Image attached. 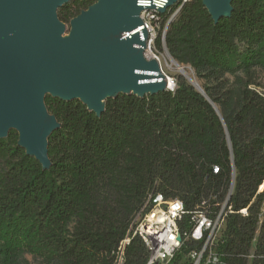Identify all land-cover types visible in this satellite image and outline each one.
Segmentation results:
<instances>
[{
  "label": "trees",
  "instance_id": "obj_1",
  "mask_svg": "<svg viewBox=\"0 0 264 264\" xmlns=\"http://www.w3.org/2000/svg\"><path fill=\"white\" fill-rule=\"evenodd\" d=\"M185 1L156 13L164 46L191 68L219 116L183 76L173 91L107 99L99 117L79 101L46 96L60 125L47 140L48 169L17 145L16 131L0 139V264H24L25 255L41 264H112L151 194L183 204L182 233L196 213L214 220L222 210L220 264H264V94L256 81L264 0H234L216 23L202 0ZM96 2L70 0L57 18L69 25ZM201 246L185 241L176 261ZM146 257L134 238L125 264Z\"/></svg>",
  "mask_w": 264,
  "mask_h": 264
},
{
  "label": "water",
  "instance_id": "obj_2",
  "mask_svg": "<svg viewBox=\"0 0 264 264\" xmlns=\"http://www.w3.org/2000/svg\"><path fill=\"white\" fill-rule=\"evenodd\" d=\"M69 1L0 0V139L16 131L17 145L43 169L50 166L47 140L60 126L45 108L46 96L79 101L99 117L107 99L171 89L158 63L144 59L145 41L138 34L123 38L141 25L137 0H97L70 21L69 35L62 39L65 24L56 11ZM177 1L168 0L166 8ZM233 1L202 4L216 23L230 16ZM190 86L208 100L201 88ZM226 142L230 149L227 135ZM233 184L234 174L231 191Z\"/></svg>",
  "mask_w": 264,
  "mask_h": 264
},
{
  "label": "built area",
  "instance_id": "obj_3",
  "mask_svg": "<svg viewBox=\"0 0 264 264\" xmlns=\"http://www.w3.org/2000/svg\"><path fill=\"white\" fill-rule=\"evenodd\" d=\"M188 1V0H186ZM185 1V2H186ZM168 0H141L142 11L139 14L141 25L130 34H138L140 41H145L143 57L146 61L158 59L152 54L151 34L154 30L162 32V48L164 49V25L160 18L152 17V8L162 7ZM143 33L146 39L143 40ZM175 89L174 80L167 78ZM183 204L178 200H167L160 194L149 195L147 202L132 220L124 238V247H117L112 264H125V250L134 238H138L146 248L145 264H220V256L216 252L219 234L223 229L222 210L211 220L203 213H196L192 218L189 231L180 232L178 223L184 216ZM245 215L246 211H241ZM185 241L201 243L200 250H192L188 254L176 258Z\"/></svg>",
  "mask_w": 264,
  "mask_h": 264
},
{
  "label": "rangeland",
  "instance_id": "obj_4",
  "mask_svg": "<svg viewBox=\"0 0 264 264\" xmlns=\"http://www.w3.org/2000/svg\"><path fill=\"white\" fill-rule=\"evenodd\" d=\"M64 28H65V32L62 35V39L68 37L69 31H70V25H64ZM158 52H159L158 65H159L162 73L164 74V76L170 80H175L177 76H181L180 72L175 67L173 62H171V60H169V58L167 57V54L164 51V49L162 48V50H159ZM182 67H183L185 73L187 74V76H189L191 78V80H195L196 82H198L196 77H195L194 72L191 70V68L189 66H182ZM227 78L229 80H232V78L230 76H227ZM256 81L258 84H260V88H259L260 92H262L264 94V73L263 72L256 70ZM187 84H189L188 81H187ZM198 84L201 86L200 82H198ZM24 260H25L24 264H41L38 260H36V259H34L28 255L24 256Z\"/></svg>",
  "mask_w": 264,
  "mask_h": 264
},
{
  "label": "bare ground",
  "instance_id": "obj_5",
  "mask_svg": "<svg viewBox=\"0 0 264 264\" xmlns=\"http://www.w3.org/2000/svg\"><path fill=\"white\" fill-rule=\"evenodd\" d=\"M137 3H138L139 5H141V0H137ZM166 5H167V2L164 3V4L162 5V7H159V8H152V17H153V18H156V13H159L160 10H162V9H166ZM119 10H120V8H118L117 12H118ZM159 31H160V30H154V31H153V34H151V50H152V54H154V56L156 57V59H158V56H159V52H158L159 49H158L157 44H156L157 39H158V35H159V34H158ZM164 33H165V29H164ZM160 39H161V44H162V35H161V38H160ZM164 51H165V49H164ZM158 60H159V59H158ZM171 62H173V61H171ZM173 64L175 65V67L178 69V71H179L180 73L184 74V75L187 77V79H188V81L190 82V84L196 86L197 88H200L199 84H198L195 80H191V78H190L189 76H187V74L185 73L184 69H183V70H180V68L177 67L176 64H175L174 62H173ZM169 80H170V79H169ZM133 220H136V216H135V218H134ZM119 247H124V240L121 241Z\"/></svg>",
  "mask_w": 264,
  "mask_h": 264
}]
</instances>
